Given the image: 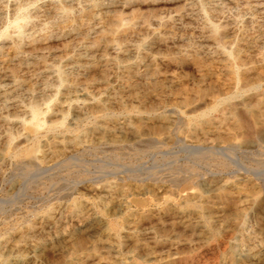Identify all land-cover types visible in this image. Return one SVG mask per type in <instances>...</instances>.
Wrapping results in <instances>:
<instances>
[{"label": "rangeland", "instance_id": "374dc122", "mask_svg": "<svg viewBox=\"0 0 264 264\" xmlns=\"http://www.w3.org/2000/svg\"><path fill=\"white\" fill-rule=\"evenodd\" d=\"M0 264H264V0H0Z\"/></svg>", "mask_w": 264, "mask_h": 264}, {"label": "bare ground", "instance_id": "6f19581e", "mask_svg": "<svg viewBox=\"0 0 264 264\" xmlns=\"http://www.w3.org/2000/svg\"><path fill=\"white\" fill-rule=\"evenodd\" d=\"M21 21H23V20H21ZM21 26H19V28ZM63 76L65 77L64 74H63ZM63 76L60 74V77H61L62 80H64ZM41 114H42L41 111L36 106H32L31 107V119H30L31 123H33V124H35L37 126L39 124L40 120H41Z\"/></svg>", "mask_w": 264, "mask_h": 264}]
</instances>
